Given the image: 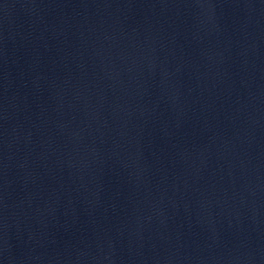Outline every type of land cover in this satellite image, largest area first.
Instances as JSON below:
<instances>
[{"label": "water", "instance_id": "water-1", "mask_svg": "<svg viewBox=\"0 0 264 264\" xmlns=\"http://www.w3.org/2000/svg\"><path fill=\"white\" fill-rule=\"evenodd\" d=\"M262 247L264 0H0V264Z\"/></svg>", "mask_w": 264, "mask_h": 264}]
</instances>
